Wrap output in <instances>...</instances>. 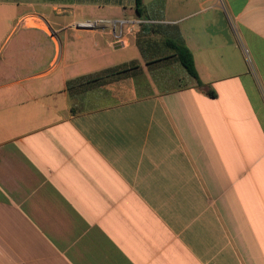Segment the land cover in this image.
Listing matches in <instances>:
<instances>
[{"label": "crops", "instance_id": "0c3cea01", "mask_svg": "<svg viewBox=\"0 0 264 264\" xmlns=\"http://www.w3.org/2000/svg\"><path fill=\"white\" fill-rule=\"evenodd\" d=\"M26 3L3 5L20 32L0 56V264H264V0H144L201 84L150 70L141 26L119 48L77 27L139 20L133 0ZM131 61L141 74L67 89Z\"/></svg>", "mask_w": 264, "mask_h": 264}, {"label": "trees", "instance_id": "16d2710c", "mask_svg": "<svg viewBox=\"0 0 264 264\" xmlns=\"http://www.w3.org/2000/svg\"><path fill=\"white\" fill-rule=\"evenodd\" d=\"M1 1V0H0ZM11 2L14 0H6ZM26 2L37 3H91V4H118L123 5L125 0H24ZM136 16L139 19L147 20V10L144 0H133ZM170 29L161 25L143 24L137 33V46L141 52L143 60L150 70L173 64L181 65L188 75L201 84L200 77L196 68L195 59L191 50L174 35H161V39H157L156 35H160L162 30ZM142 73L140 62L131 61L112 68L102 70L100 72L82 76L71 80L67 83V89L71 96H76L95 88L102 83L110 80H118L126 77H132ZM214 95V94H212Z\"/></svg>", "mask_w": 264, "mask_h": 264}, {"label": "rangeland", "instance_id": "374dc122", "mask_svg": "<svg viewBox=\"0 0 264 264\" xmlns=\"http://www.w3.org/2000/svg\"><path fill=\"white\" fill-rule=\"evenodd\" d=\"M6 3H7L6 0L0 1V56H3V55L8 54L10 52V49L12 46L11 40L16 39L18 37L19 32H20V30H19L15 34V32H16L15 30L17 28H19L17 14L19 13L20 8L12 6L15 4H8V5H10V7L3 6ZM69 3L70 2L49 3V4L50 5L65 6V5H69ZM124 4H129V0H125ZM24 5H31L30 6L31 9L38 10L41 7V5H43V4H40V3L38 4L36 2H33V3H26ZM132 18H135V17H132ZM29 21H31V20L29 19ZM157 39H161V38L157 37ZM130 55H131V52H130ZM125 58H126L125 55L122 54L120 56V58H117V60L119 61V60H123ZM128 58H131V57L128 56ZM181 71L186 73V71L182 67H181ZM133 76H137V75L135 74ZM126 78H130V77H126ZM122 79H124V78H122Z\"/></svg>", "mask_w": 264, "mask_h": 264}, {"label": "built area", "instance_id": "2783aa9c", "mask_svg": "<svg viewBox=\"0 0 264 264\" xmlns=\"http://www.w3.org/2000/svg\"><path fill=\"white\" fill-rule=\"evenodd\" d=\"M27 17L23 19L26 21ZM145 21L140 20H112V19H93L77 23V27L82 30L96 31L109 29L115 40L123 46L129 43V36L133 32V26H142ZM141 29V27H140Z\"/></svg>", "mask_w": 264, "mask_h": 264}, {"label": "water", "instance_id": "95a60500", "mask_svg": "<svg viewBox=\"0 0 264 264\" xmlns=\"http://www.w3.org/2000/svg\"><path fill=\"white\" fill-rule=\"evenodd\" d=\"M119 47H121V45H119V44L118 45H115V48H119Z\"/></svg>", "mask_w": 264, "mask_h": 264}]
</instances>
